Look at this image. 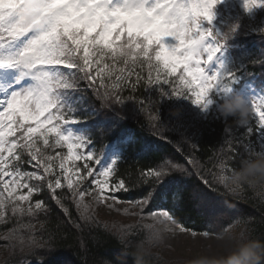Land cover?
I'll return each mask as SVG.
<instances>
[{"label":"snow or ice","instance_id":"snow-or-ice-1","mask_svg":"<svg viewBox=\"0 0 264 264\" xmlns=\"http://www.w3.org/2000/svg\"><path fill=\"white\" fill-rule=\"evenodd\" d=\"M222 2L0 0V69L18 72L12 83L0 87L3 264H48L45 254L58 249V233L64 231L47 227L52 205L63 214L58 223L77 231L85 253L87 230L94 246L101 239L111 240L143 259L162 246L166 234L177 240L179 234L216 236L211 230L187 227L180 215L189 206L197 211L210 208L211 194L242 200L251 190L264 203V186L222 182L237 169L230 160L239 157L240 164L264 155V89L257 92L244 81L241 69L247 53L236 56L229 51L240 26L223 33L211 27L213 10ZM241 6L252 15L264 9V0H242ZM256 33L264 36V27ZM250 63L264 66V54ZM239 88L248 93L249 120L255 123V128L243 125L245 135L259 137V150L236 141L246 158L239 147H229L232 155L210 161L209 168L198 160L196 145L187 151L176 147L182 160L166 154L155 165L121 168L127 149L137 142L122 131L115 135L125 121L143 118L140 126L151 136L168 144L176 141L166 133H178L188 144L185 108L179 102H187L197 120L216 119L217 104ZM89 91L98 107L81 110L87 116L106 113L97 128L99 148L92 130L75 127L86 118L77 114L74 104ZM165 101L172 102L167 119L161 116ZM110 134L116 140L112 145L104 143ZM123 205L128 207L121 210L118 206ZM98 208L109 214L123 211L136 217L137 224L105 223L100 237L96 230L101 225L94 216ZM146 219L151 223H141ZM152 259L162 264L159 256ZM100 264L113 262L101 258ZM168 264L187 262L176 258Z\"/></svg>","mask_w":264,"mask_h":264},{"label":"trees","instance_id":"trees-1","mask_svg":"<svg viewBox=\"0 0 264 264\" xmlns=\"http://www.w3.org/2000/svg\"><path fill=\"white\" fill-rule=\"evenodd\" d=\"M214 20L211 27L219 33L225 32L233 25H239L240 29L234 38L229 41V51L234 52V55L239 56L241 51L247 53L244 59V67L241 69V74L244 81L252 84L256 91L259 92L264 89V66L253 67L250 63L253 59H260L264 54V36L256 32L264 27V9L255 11L252 15H247L243 12L242 7L234 0H223L213 10ZM146 74V72H145ZM143 90H141L142 92ZM238 93L244 95L246 91L239 88ZM81 96V93H77ZM154 95V93L152 94ZM172 102L165 101L161 106V116L167 119L169 115L168 105ZM185 108V136L190 138V143L185 144L184 141L179 140L178 133H166L173 138L175 143L166 144L165 141L159 140L151 136L147 131L141 128L144 123L143 118H132L124 122L122 129L117 130L115 135L123 132L124 136L131 135L136 139V143L127 149L124 160L121 161V168L134 170L136 168L155 165L160 161V158L166 154L175 155L177 160H182L179 153L175 152L176 147H180L184 151L190 150L192 145H196L195 153L198 160L202 161L209 168L212 167L210 161H218V159H227L232 155L229 147H239L241 154L245 155L243 147L240 145L245 143L251 144L253 148L259 150V137L253 134L250 138L245 135V127L237 125L231 118L222 120L218 113L214 115L216 119H209L207 121L195 119V110L188 105L187 102H179ZM77 107V114L85 117L86 122L81 125H76L77 128H87L92 130L97 138V148H99V134L97 131L98 125L105 122V111L100 110L93 116H87L86 111L81 108H86L91 111L94 107H98V102L95 101L91 92L83 93L82 99L74 104ZM127 107H130L128 105ZM249 124L255 128V123L248 119ZM230 129L225 132V127ZM116 142L114 135L110 134L104 140L105 144L112 145ZM230 166L239 168V157L229 161ZM209 199L212 206L206 210L197 211L190 206L184 209L181 219L187 227L195 229L197 232L204 230H211L217 233L213 237L225 236L229 241L233 242V247L237 240L241 237L248 240H255L264 244V203L258 197V194L249 190L246 198L242 200L233 199L230 196L220 194H211ZM53 213L47 224L49 231L55 232L57 228L63 229L58 233L61 239H58V249L50 254H45L48 264H81L82 260H86L87 264H100L101 258L109 259L113 264H138L140 257L135 251L126 253L114 241L101 239L98 244H95L88 234L87 230L84 232L83 245L87 248L85 253L82 248L81 240L77 239V231L71 227H66L58 221H63V214L52 205ZM128 207L123 205V208ZM75 215V209L73 208ZM95 219L99 222L101 227L96 230V235L103 237L105 223H117L123 227L135 226L137 218L133 216L123 215L121 213H111L109 218H102L99 213V208L94 212ZM121 217V218H117ZM141 223H151L150 220H144ZM231 225V227H229ZM39 227V225H37ZM95 229V226H93ZM224 228L228 231L223 232ZM67 232L65 237L64 232ZM164 239V238H163ZM165 248L164 242L162 246L154 247L150 250V254L143 257L145 264H155L152 257L159 256L162 264H168L173 259L179 258L187 262V264H199L203 258L173 255L172 258L164 256L163 250ZM228 249V250H229ZM7 253L0 248V264ZM31 259V258H29Z\"/></svg>","mask_w":264,"mask_h":264},{"label":"clouds","instance_id":"clouds-1","mask_svg":"<svg viewBox=\"0 0 264 264\" xmlns=\"http://www.w3.org/2000/svg\"><path fill=\"white\" fill-rule=\"evenodd\" d=\"M216 112L222 120L231 118L235 124L242 126L248 122L251 109L244 96L233 92L217 104ZM222 182L226 186H264V155L241 160L239 168ZM138 264H145V261L140 258ZM199 264H264V244L241 237L223 256L210 257Z\"/></svg>","mask_w":264,"mask_h":264},{"label":"rangeland","instance_id":"rangeland-1","mask_svg":"<svg viewBox=\"0 0 264 264\" xmlns=\"http://www.w3.org/2000/svg\"><path fill=\"white\" fill-rule=\"evenodd\" d=\"M234 1L242 7V0ZM17 75V70L11 68L0 69V87H7L16 79ZM242 96L246 100L248 99L247 92ZM118 207L122 208V206ZM99 213L102 218L110 217V214L103 208H99ZM163 242L165 245L163 254L164 256L167 255L168 258H172L173 255L192 256L203 259L219 257L223 256L229 247L233 245V242L229 241L227 237H224V239H220V237L204 238L202 236L192 237L190 234H179V240L166 234Z\"/></svg>","mask_w":264,"mask_h":264},{"label":"bare ground","instance_id":"bare-ground-1","mask_svg":"<svg viewBox=\"0 0 264 264\" xmlns=\"http://www.w3.org/2000/svg\"><path fill=\"white\" fill-rule=\"evenodd\" d=\"M225 237V236H224Z\"/></svg>","mask_w":264,"mask_h":264}]
</instances>
